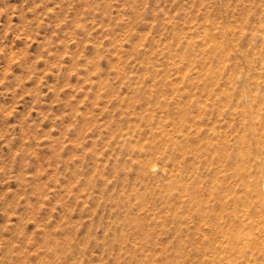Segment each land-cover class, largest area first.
Returning <instances> with one entry per match:
<instances>
[{
    "label": "rangeland",
    "instance_id": "374dc122",
    "mask_svg": "<svg viewBox=\"0 0 264 264\" xmlns=\"http://www.w3.org/2000/svg\"><path fill=\"white\" fill-rule=\"evenodd\" d=\"M0 264H264V0H0Z\"/></svg>",
    "mask_w": 264,
    "mask_h": 264
}]
</instances>
